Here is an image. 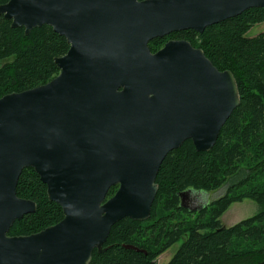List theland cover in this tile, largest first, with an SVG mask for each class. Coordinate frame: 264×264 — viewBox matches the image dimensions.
Segmentation results:
<instances>
[{
	"label": "water",
	"instance_id": "water-1",
	"mask_svg": "<svg viewBox=\"0 0 264 264\" xmlns=\"http://www.w3.org/2000/svg\"><path fill=\"white\" fill-rule=\"evenodd\" d=\"M264 0H8L12 28L48 25L69 44L49 82L0 97V264H89L111 227L149 219L162 161L191 140L207 152L240 104L230 70L200 48L150 41L181 30L201 33ZM32 168L63 219L9 236L36 210L16 195ZM117 186L110 197V188ZM186 189L180 206L188 210ZM128 249L142 251L133 245Z\"/></svg>",
	"mask_w": 264,
	"mask_h": 264
},
{
	"label": "trees",
	"instance_id": "trees-1",
	"mask_svg": "<svg viewBox=\"0 0 264 264\" xmlns=\"http://www.w3.org/2000/svg\"><path fill=\"white\" fill-rule=\"evenodd\" d=\"M263 21L264 8H250L201 33L181 30L149 42L151 52L174 38L202 49L217 69L233 73L240 104L211 150L196 151L192 141L185 140L167 154L156 175L158 190L149 219L116 222L102 251L93 250L89 264H156L177 242L165 264H264V32L246 36ZM68 49L66 39L48 25L26 35L23 27L12 28L0 15V97L49 82L59 73L54 59ZM224 185L228 187L222 196L197 210L180 206L179 193L186 189L207 193ZM116 189L110 188L107 197ZM16 195L34 202L36 210L15 220L9 236L37 233L63 219L61 207L48 199L46 185L32 168L21 172ZM244 199L253 200L258 212L224 226L222 214Z\"/></svg>",
	"mask_w": 264,
	"mask_h": 264
},
{
	"label": "rangeland",
	"instance_id": "rangeland-1",
	"mask_svg": "<svg viewBox=\"0 0 264 264\" xmlns=\"http://www.w3.org/2000/svg\"><path fill=\"white\" fill-rule=\"evenodd\" d=\"M260 32H264V21L253 25L249 31L246 33L248 37H254ZM227 185H224L220 189L213 192H197L191 193L186 200V203L190 208H198L205 205L212 200L222 196L226 190ZM258 212V205L251 199H244L241 202H235L229 206V208L222 214L220 221L224 226H232L237 222L249 218ZM180 242L172 245L168 250L161 254L157 260L156 264H165L170 260L175 251L177 250Z\"/></svg>",
	"mask_w": 264,
	"mask_h": 264
},
{
	"label": "flooded vegetation",
	"instance_id": "flooded-vegetation-1",
	"mask_svg": "<svg viewBox=\"0 0 264 264\" xmlns=\"http://www.w3.org/2000/svg\"><path fill=\"white\" fill-rule=\"evenodd\" d=\"M170 34H171V33H170ZM168 35H169V34H168ZM166 36H167V35H166ZM164 37H165V36H164ZM162 38H163V37H162ZM171 40H182V39H175V38H174V39H168V40H167V41H166L161 47H159V49H161V48H162V47H163L168 41H171ZM185 41H186V40H185ZM188 42H189V41H188ZM159 49H158V50H159ZM156 51H157V50H156ZM190 194H191V193H190ZM190 194L187 195V199H188V196H189ZM7 234H8V233H7Z\"/></svg>",
	"mask_w": 264,
	"mask_h": 264
},
{
	"label": "bare ground",
	"instance_id": "bare-ground-1",
	"mask_svg": "<svg viewBox=\"0 0 264 264\" xmlns=\"http://www.w3.org/2000/svg\"><path fill=\"white\" fill-rule=\"evenodd\" d=\"M202 192V191H201Z\"/></svg>",
	"mask_w": 264,
	"mask_h": 264
}]
</instances>
